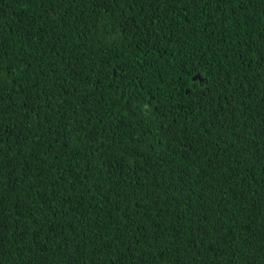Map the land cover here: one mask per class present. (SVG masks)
I'll return each instance as SVG.
<instances>
[{"label": "trees", "instance_id": "16d2710c", "mask_svg": "<svg viewBox=\"0 0 264 264\" xmlns=\"http://www.w3.org/2000/svg\"><path fill=\"white\" fill-rule=\"evenodd\" d=\"M0 264H264V0H0Z\"/></svg>", "mask_w": 264, "mask_h": 264}, {"label": "water", "instance_id": "95a60500", "mask_svg": "<svg viewBox=\"0 0 264 264\" xmlns=\"http://www.w3.org/2000/svg\"><path fill=\"white\" fill-rule=\"evenodd\" d=\"M193 81H203V79L200 76H196L193 78Z\"/></svg>", "mask_w": 264, "mask_h": 264}]
</instances>
